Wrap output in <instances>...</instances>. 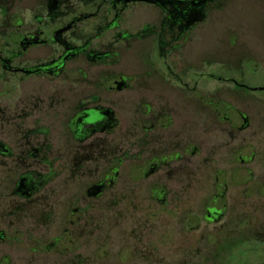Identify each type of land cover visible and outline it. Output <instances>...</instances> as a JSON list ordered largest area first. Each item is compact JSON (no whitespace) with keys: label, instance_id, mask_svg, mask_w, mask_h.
<instances>
[{"label":"flooded vegetation","instance_id":"af4514ba","mask_svg":"<svg viewBox=\"0 0 264 264\" xmlns=\"http://www.w3.org/2000/svg\"><path fill=\"white\" fill-rule=\"evenodd\" d=\"M261 147L264 0H0V264H264Z\"/></svg>","mask_w":264,"mask_h":264},{"label":"rangeland","instance_id":"374dc122","mask_svg":"<svg viewBox=\"0 0 264 264\" xmlns=\"http://www.w3.org/2000/svg\"><path fill=\"white\" fill-rule=\"evenodd\" d=\"M234 18H236L237 21H245L246 18L250 15V10L248 8H242L241 10L234 8L233 11ZM252 23V22H251ZM253 24V23H252ZM230 38V37H229ZM230 40V39H229ZM216 46L213 35H211L209 32L203 33V39L202 41H199L193 48L203 51V59H205V63H210L212 59H214L215 53H213V48ZM261 150L256 151V158L254 163L251 165L252 171L255 175H260L261 173V162L264 159V147L260 148ZM168 230L171 232V237L169 239V243H162L163 241V234H165ZM26 233V236H22V234ZM177 227L175 226V221L171 219L169 221V225L167 224V221L165 219V216H161L159 218V221H156L154 224V228L152 231V239H153V254L152 258L149 262L143 263L140 262L138 264H196L197 258L196 255L199 254L201 251L202 255H208V248L205 247H187L183 246L180 248L179 245V239L177 236ZM11 236H14L13 232H10ZM56 234V232L51 229L50 231L42 234L41 239L44 241V243L49 242L52 237ZM33 238L37 235L39 237V233L37 232H21V239L26 240V243L28 246L24 245L23 248H12L10 250L11 256H28L29 247L31 246ZM31 237V239H28V237ZM36 236V237H37ZM22 240V241H23ZM117 246L118 244L116 242L113 243V246L110 247V250L112 251L110 255H115L117 252ZM182 246V245H181ZM93 245H91V251H93ZM184 253V255L182 254ZM43 255L45 256V263L43 264H50L52 261V253L51 252H43ZM183 261H186V263H183ZM188 262V263H187ZM107 264H110L109 262Z\"/></svg>","mask_w":264,"mask_h":264}]
</instances>
